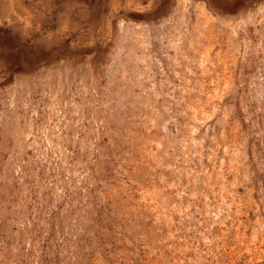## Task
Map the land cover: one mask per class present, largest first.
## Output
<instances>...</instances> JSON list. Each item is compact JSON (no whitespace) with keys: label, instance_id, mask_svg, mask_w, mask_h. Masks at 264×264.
<instances>
[{"label":"rangeland","instance_id":"374dc122","mask_svg":"<svg viewBox=\"0 0 264 264\" xmlns=\"http://www.w3.org/2000/svg\"><path fill=\"white\" fill-rule=\"evenodd\" d=\"M0 264H264V0H0Z\"/></svg>","mask_w":264,"mask_h":264}]
</instances>
